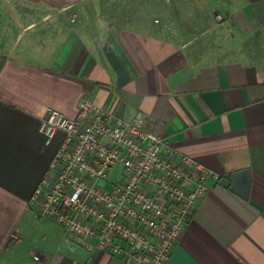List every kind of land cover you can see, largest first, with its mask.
I'll return each instance as SVG.
<instances>
[{"label":"crops","instance_id":"0c3cea01","mask_svg":"<svg viewBox=\"0 0 264 264\" xmlns=\"http://www.w3.org/2000/svg\"><path fill=\"white\" fill-rule=\"evenodd\" d=\"M12 1L32 17L0 49V264H137L88 253L29 205L63 141L45 144L41 119H75L84 98L123 119L140 113L144 131L216 175L164 264H264V0L210 3L198 43L144 15L118 27L98 0ZM241 170L246 198L219 185Z\"/></svg>","mask_w":264,"mask_h":264},{"label":"built area","instance_id":"2783aa9c","mask_svg":"<svg viewBox=\"0 0 264 264\" xmlns=\"http://www.w3.org/2000/svg\"><path fill=\"white\" fill-rule=\"evenodd\" d=\"M142 123L140 113L123 119L89 98L79 101L75 119L48 109L39 126L44 142L57 132L63 141L29 205L90 254L164 264L206 190L205 179L216 175ZM116 167L119 180L104 188Z\"/></svg>","mask_w":264,"mask_h":264},{"label":"rangeland","instance_id":"374dc122","mask_svg":"<svg viewBox=\"0 0 264 264\" xmlns=\"http://www.w3.org/2000/svg\"><path fill=\"white\" fill-rule=\"evenodd\" d=\"M215 1L219 2V0H98L101 6L97 11L100 15L112 19L118 27H124V19L136 20L144 15L148 20H158L160 26L164 24L170 30L175 31L179 28L184 33L181 37L184 42L198 43L205 38L207 30L211 28V21L204 9ZM12 2L11 0L10 3ZM10 3L0 0V49L11 46L17 34L32 17L31 13H26L15 1L11 5ZM210 8L212 16L218 14L217 7ZM93 10L89 8L90 13ZM46 29L47 26L42 31L45 32Z\"/></svg>","mask_w":264,"mask_h":264},{"label":"water","instance_id":"95a60500","mask_svg":"<svg viewBox=\"0 0 264 264\" xmlns=\"http://www.w3.org/2000/svg\"><path fill=\"white\" fill-rule=\"evenodd\" d=\"M219 185L227 187L238 193L241 197L246 198L248 195L249 171L241 170L227 176H223L219 180Z\"/></svg>","mask_w":264,"mask_h":264}]
</instances>
